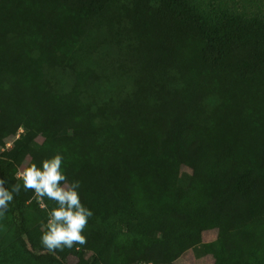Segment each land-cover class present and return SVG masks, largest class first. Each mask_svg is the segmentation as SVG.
Returning a JSON list of instances; mask_svg holds the SVG:
<instances>
[{"label": "trees", "instance_id": "trees-1", "mask_svg": "<svg viewBox=\"0 0 264 264\" xmlns=\"http://www.w3.org/2000/svg\"><path fill=\"white\" fill-rule=\"evenodd\" d=\"M56 153L93 216L48 252L17 173ZM0 177V264H264V6L0 0Z\"/></svg>", "mask_w": 264, "mask_h": 264}, {"label": "clouds", "instance_id": "clouds-1", "mask_svg": "<svg viewBox=\"0 0 264 264\" xmlns=\"http://www.w3.org/2000/svg\"><path fill=\"white\" fill-rule=\"evenodd\" d=\"M63 161V155L56 153L17 173L24 190H32L37 197L55 202L46 211V221L41 226L40 244L48 252L84 245L85 228L93 216V211L81 201L79 181L68 182ZM8 185L9 181L0 177V216L21 191L20 183Z\"/></svg>", "mask_w": 264, "mask_h": 264}, {"label": "rangeland", "instance_id": "rangeland-1", "mask_svg": "<svg viewBox=\"0 0 264 264\" xmlns=\"http://www.w3.org/2000/svg\"><path fill=\"white\" fill-rule=\"evenodd\" d=\"M202 4H208L211 2H215V0H199ZM225 2L226 4L228 3L229 6L234 7L238 9L239 11H246V12H257V9L259 7L264 6V0H221ZM111 56H109L108 60L110 59ZM105 60V58L101 57V59H95L93 58L92 63H96V65L99 66L101 62ZM84 63V64H83ZM88 60H80V68L87 66ZM102 74H106L105 71L102 72ZM108 85V84H106ZM6 232V227L1 221V216H0V240L3 237V235ZM215 232H209L204 235V241L205 242H210L212 239L215 237ZM176 264H212L211 260L207 259L205 261L202 260H197L192 253V251L186 252L177 262Z\"/></svg>", "mask_w": 264, "mask_h": 264}]
</instances>
